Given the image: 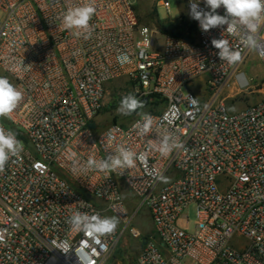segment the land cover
<instances>
[{"label":"built area","instance_id":"built-area-1","mask_svg":"<svg viewBox=\"0 0 264 264\" xmlns=\"http://www.w3.org/2000/svg\"><path fill=\"white\" fill-rule=\"evenodd\" d=\"M84 2L0 0V76L23 94L0 125L24 145L0 173V264H107L125 235L143 237L133 226L141 208L153 233L135 264H264V97L237 112L223 98L215 102L231 78L237 94L249 88L251 79L238 67L250 49L264 68V15L257 47L248 48L245 33H229L226 25L204 32L190 16L189 41L139 23L133 0H94L85 38L62 22L68 8ZM158 4L170 11L169 0ZM199 7L208 10L204 0ZM217 13L225 15L223 6ZM221 38L241 52L240 62L220 60L211 41ZM123 77L140 97L160 100L143 112L153 118L146 135L134 128L139 113L129 124L97 128L106 85ZM199 78L212 95L206 103L193 87ZM166 133L182 147L162 156L156 146ZM120 146L147 155L131 169L87 168L90 157L105 159ZM191 204L193 233L178 224ZM75 211L119 223L96 239L69 225Z\"/></svg>","mask_w":264,"mask_h":264},{"label":"clouds","instance_id":"clouds-1","mask_svg":"<svg viewBox=\"0 0 264 264\" xmlns=\"http://www.w3.org/2000/svg\"><path fill=\"white\" fill-rule=\"evenodd\" d=\"M208 10L199 7V0H189L190 16L199 22L202 31L207 32L216 27L227 26L229 33H245L243 44L248 48L257 47L258 21L264 15V0H204ZM225 9V15L217 13V9ZM96 12L94 0H85L81 5L68 8L63 15L62 22L66 30L73 31L75 36L91 35L90 21ZM214 48L218 49L221 61L234 65L241 61V52L234 50L227 39H213ZM121 62L126 56L119 57ZM191 103H197L195 98L190 97ZM23 99L22 92L13 85L5 76H0V118H10L12 112ZM145 107V102L129 93L122 97L117 112L121 115H132ZM142 119L136 121L134 128L139 135H146L152 130L153 118L148 113H139ZM162 156H166L174 149L182 147L178 139L166 133L159 138L156 146ZM24 149L23 142L17 138L12 129H6L0 125V173L10 158L19 155ZM147 153L137 154L127 147L120 146L115 154L105 159L97 160L90 157L87 168L100 171H116L117 169H131L136 161L143 160ZM161 179L166 180L164 177ZM69 225L76 231H82L93 238L105 237L115 232L119 223L115 217L101 216L99 213L89 215L86 212L75 211L68 220Z\"/></svg>","mask_w":264,"mask_h":264},{"label":"rangeland","instance_id":"rangeland-1","mask_svg":"<svg viewBox=\"0 0 264 264\" xmlns=\"http://www.w3.org/2000/svg\"><path fill=\"white\" fill-rule=\"evenodd\" d=\"M136 13L141 23L152 26L156 21H172L178 23L185 21L191 23L190 13L188 11L186 0H169L170 11L158 4L159 0H133ZM173 19V20H171ZM239 72H243L248 79H251L250 86L242 94H237L236 90H232L233 78L229 80V85L225 86L222 93L215 100L217 102L221 98L229 112H237L244 109L248 104H254L264 97V68L254 49H250L245 60L238 67ZM203 78L194 81V89H196L200 100L203 103L210 101L212 95H209L204 88ZM129 93L141 98L135 90L134 85L127 78H119L111 81L106 85V93L103 101V108L96 117V125L98 129H104L113 121L126 125L138 114L121 115L117 112L122 97ZM143 112V110L141 111ZM139 112V113H141ZM123 197L130 206L132 212L135 211L137 205H133V197L130 190L123 189ZM184 218L178 220L180 227L193 233L196 229L197 213L194 204H191L183 212ZM133 226L137 227L143 237L141 239H132L125 235L111 252L107 264H135L136 258L140 252V244L144 242V238L153 233V226L148 210L141 208L133 220Z\"/></svg>","mask_w":264,"mask_h":264},{"label":"trees","instance_id":"trees-1","mask_svg":"<svg viewBox=\"0 0 264 264\" xmlns=\"http://www.w3.org/2000/svg\"><path fill=\"white\" fill-rule=\"evenodd\" d=\"M139 23H141L140 18H139ZM155 24L158 25V30L162 34L180 36L188 39L189 41H194V37L192 35L194 31V24L192 23V21L190 24H187L185 21H180L178 23L172 21H156ZM139 99L145 102V107L143 109L138 110L137 113L141 112L142 110L143 112L152 111L155 106L160 104V100L158 96L155 95L145 96ZM137 113H133V114H137ZM113 122L116 123V121Z\"/></svg>","mask_w":264,"mask_h":264},{"label":"crops","instance_id":"crops-1","mask_svg":"<svg viewBox=\"0 0 264 264\" xmlns=\"http://www.w3.org/2000/svg\"><path fill=\"white\" fill-rule=\"evenodd\" d=\"M171 20H173V19H171ZM158 27V26H157Z\"/></svg>","mask_w":264,"mask_h":264},{"label":"water","instance_id":"water-1","mask_svg":"<svg viewBox=\"0 0 264 264\" xmlns=\"http://www.w3.org/2000/svg\"><path fill=\"white\" fill-rule=\"evenodd\" d=\"M158 26V25H157Z\"/></svg>","mask_w":264,"mask_h":264}]
</instances>
